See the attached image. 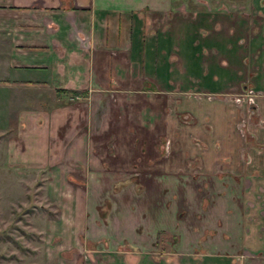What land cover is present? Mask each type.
<instances>
[{"label": "rangeland", "instance_id": "obj_1", "mask_svg": "<svg viewBox=\"0 0 264 264\" xmlns=\"http://www.w3.org/2000/svg\"><path fill=\"white\" fill-rule=\"evenodd\" d=\"M213 1L180 0L177 14L152 15L144 35L155 36L161 28H170L173 23L179 25L182 37L184 21L190 18L195 20L194 23L203 24L204 15L197 13L194 19L190 14L192 6L211 8ZM219 4L225 9L221 12L233 14L226 17L215 12L204 21L213 28L224 29L222 33L229 39V42L226 40L228 47L232 44L231 51L237 50L228 60L230 77L223 91L207 92L197 86L194 88L193 81L187 86L188 79L181 87L176 85L175 89L164 90L156 78L150 76L146 65L140 67L135 62L122 61L120 66H126V74L131 77L117 78L101 98L100 95H91L90 98L78 94L70 96L64 91L56 94L53 90L40 93L31 86L14 94L0 89V264H107L112 258L108 254L111 251L124 256L127 264H135L141 247L136 240H140V234L145 237L147 233L143 226L151 223L146 219L142 204L159 205L155 201L160 202L161 198H157L162 195L156 190L155 179L149 191H143L134 173L144 167L155 170L162 164L164 170L172 167L182 174L181 184H186V189H183L185 208L181 211L185 212L178 219L172 216L171 209L170 217L167 212L161 216L165 220V232H159L160 238L152 250L149 246L152 258L178 261L179 253L172 245L177 246L179 239L172 234L191 236L196 232V251L202 250L204 242L210 247H218L221 238L227 239L230 245H239L243 242L239 239L241 234L238 236L236 221L241 222V237L246 238L247 232L250 237L246 238L247 246L238 248L239 253L231 256L234 261L241 262L236 259H241L243 252L247 254L249 245L264 243V172L257 174L254 169L245 172L243 167L249 162L258 163L254 160L256 155L250 154L252 149L256 152L264 150V145L255 140L257 127L264 126V58L258 53L260 47L249 45L251 35L256 40L259 39L256 34L264 35V0H227ZM209 30H200V33L206 34ZM233 39L238 41L233 44ZM213 47L204 48L201 44L202 56L212 55L211 52L216 50ZM176 55L175 50L170 52V63L186 75L182 57ZM118 72L123 74L120 69ZM64 103H70L73 109L69 110L70 121H63L55 132L52 130L49 134V125L45 126L43 118H39L36 125L28 127L31 131L24 135L25 138L19 133L23 127L22 122L17 123V114L22 115L23 109L39 111L49 104L55 107ZM144 103L151 108L145 107ZM181 103L202 106L205 113L200 125L207 133L204 138L211 144L209 149L218 155L228 153L222 164L214 160L213 166L211 162L214 170L209 174L202 171L203 164L197 155L188 159L181 154L179 159L181 150L189 153L194 147V151L202 156L205 147L201 138L195 136L197 132L190 134L188 143L179 142L178 133L186 125L192 128L197 121L190 111L175 110ZM223 108L235 116L232 118L226 113L221 121L220 117L217 120V114H221L219 109ZM108 114L112 118L108 138L111 141L91 143L92 140H88L83 145L85 156L75 159L73 155L81 148V143L72 141L74 137L85 129L87 135L90 131L96 132L98 122L107 119ZM166 115L173 117L175 125L166 119ZM211 116L216 119L212 120ZM139 123L146 124L154 135L156 141L152 148L159 152L160 163L156 158H147L149 144L145 145L146 152L140 151L138 140L141 137L137 130L128 131ZM44 131L47 132L44 135L46 141L41 146L39 138ZM221 133L226 134L228 142ZM223 136L225 145L220 141ZM99 137L93 136L92 139ZM95 154L109 167L100 168ZM92 165L97 167L92 168ZM175 172L163 171L166 189L162 192L165 200L161 203L165 206L171 207L177 200L172 193L179 185V177L171 176ZM228 172L232 174L228 175ZM241 173L244 176L239 177ZM203 209L208 210L205 215L201 214ZM129 215L130 221H126ZM210 225L212 228L208 227ZM202 230L211 234L208 240L205 233L199 235ZM182 240L186 243L193 241Z\"/></svg>", "mask_w": 264, "mask_h": 264}, {"label": "crops", "instance_id": "obj_2", "mask_svg": "<svg viewBox=\"0 0 264 264\" xmlns=\"http://www.w3.org/2000/svg\"><path fill=\"white\" fill-rule=\"evenodd\" d=\"M221 2L226 3L227 0H214L213 3H210L211 8L194 4L192 6L193 11L190 14L194 15V19L197 13L204 15V18L201 20L203 24L194 23L195 20L189 18L184 21L186 25L182 30L183 35L181 37L179 25H173V23L170 28L167 27L165 28L166 30L161 28L157 31L158 33H154L155 36L153 34L144 35L147 21L152 15L177 14L180 0H0V89H7V91L13 94L20 92L19 90L24 87L30 88V86L32 89H37L40 93L53 90L56 94V88L86 89V92L77 94L89 98L91 95H100L99 98H101V95L108 92L107 90L110 86L113 87L117 78L125 79L131 77L126 74V66H120L119 63L122 61L130 64L135 62L140 67L146 65L150 76L156 78V81L164 90L175 89L176 85L181 87V85L185 84V80L188 79L186 85L190 84V81H193L194 85L192 86L194 88L197 86L205 89L207 92L223 91L226 89L228 77H230L228 76V60L232 53L237 50L231 51L232 44L228 47L229 39L222 33L224 29L213 28L210 24L207 25L208 22L204 21L215 12L219 14L223 13L226 17L233 14L221 12V10H225L220 6L219 3ZM206 29H210L209 32L211 34L208 31L206 34L200 33V30L206 31ZM214 32V37L217 36L216 38L212 35ZM256 35L259 39L256 40L255 36L252 37L251 35L249 37V45L252 48L260 47L258 53L264 58V48L261 47L262 45L264 46V37H260L264 35ZM199 37H201V41L200 39L197 40ZM236 41L238 40L234 41L233 39V44ZM201 44L204 45V48L209 47V49L215 46L216 50L211 52L212 55L202 56ZM174 50L177 55L182 57L186 75L174 69L170 63L168 56ZM229 51L231 54H229ZM119 69L123 71V74L118 72ZM144 104L145 107L151 108V105L148 103ZM90 106L91 103L89 104ZM201 107H198L196 104L181 103L180 107L175 108L177 112L190 111L197 120L194 122L196 124L192 128H189L190 125H186L184 126L185 129L181 133H178L180 137L179 142L188 143L190 134L194 135L197 132L198 134L195 136L201 138L200 140L203 145L205 144V147L202 149L204 152L202 156L197 151H194L193 147L191 148L193 150H190L189 153L187 150H181L179 159H181V154H185V158L188 159L197 155L201 164H203L202 171L209 174L211 173L210 171L214 170L212 169L214 166L213 161L219 160L220 164H222V161L228 157V153H220L218 155L209 149L211 144L204 138L207 133H204L200 125V120L205 113ZM74 108L76 109V107ZM85 109L89 110L87 105H85ZM69 110H73L70 103H64L55 107L49 104L43 109L40 108L39 111L34 110V108L23 109L22 115L17 114V123L22 122L21 126L23 127L19 130V133H23V138H25L24 135L31 131L28 130V127L36 125L39 118H43L45 126L49 125V134L50 131L52 133V130L55 132V129L62 125L63 121H70L68 119ZM219 111H221V114H217V120L220 117L221 121L224 116L226 117V113L229 115L227 108L219 109ZM167 115L166 119L172 125H175L174 120L171 119L173 117ZM229 116L233 118L235 115L232 116L230 114ZM210 118L212 120L216 119L213 116ZM111 121L112 118L108 114L107 119L103 122H98L96 132L90 131L89 135H87L86 129L79 132L78 137H74L75 140L72 141L81 143V148L76 151L73 157L75 159H82L85 156V146L83 147V145L88 140H92L90 141L91 143L95 141H104L105 143L111 141L108 139L112 130ZM178 124L179 126L183 125ZM153 126L154 124L150 127ZM135 130H137V133L140 134L139 137H141L138 140L141 144L140 151L142 153L146 152L145 145L146 143L149 144L150 152H148L147 158H156V162H158L159 157H157V154L159 152H154L152 148L156 140L153 139L154 135L151 134L149 127L146 124L139 123L133 125L128 131L132 133ZM189 130L191 133L188 132ZM262 133H264V126L257 127L255 140L264 145ZM221 134L225 136L228 142L226 134ZM44 135L46 136L47 132L40 133L39 143H41V146L42 142L46 141ZM93 136L100 137L92 139ZM224 136L220 138L223 145H225L223 141ZM187 147L190 148L192 146L187 145ZM256 151L252 149L250 154L256 155L254 160L258 163L253 161L249 162L250 164H243V167L246 168L245 172L248 169L250 171L252 169L256 170L257 174L264 172V150ZM107 155L115 154L111 153ZM95 158L101 166L100 168L106 169V167H109L107 163H103V159L98 155ZM211 162L213 166H211ZM94 167L97 166L92 165V168ZM171 169L169 170L166 167L164 170V164H162L159 168L157 166L155 170H148L144 167L134 173L137 175V182L143 191L147 190L146 192H148L153 179H155L156 190H159V194L162 195V197L160 195L157 196H160L157 199L161 198V201H155L159 205H156L158 207L153 209L154 211L152 208L156 206H149L146 203L142 204V210L146 214V219L151 223L143 226V230L147 233L145 237L143 234H140V240H136L141 243L139 244L141 247L139 251L140 255H138L135 264H264V243H255L253 246L249 245L247 254L243 252L241 254L242 258L236 259L241 262L234 261L231 258V256L239 253L238 248L247 246L248 242L246 238L250 237V232H245L246 238L241 237L243 236L241 222L238 221H236L235 226L239 229L237 230L238 236L241 234L239 239L243 242L239 245H230L227 239L220 237L221 241L218 247H210L204 242L202 250L196 251V232L191 236L185 233H182V235L172 234L173 237L178 236L177 239H179L177 246L172 245L173 250L179 253L177 262H171L169 259L163 257L155 259L149 255V246H152V250L156 246V241L160 238L161 234L159 232H165V220L161 216H164V213L167 212L170 217L169 209H171L172 216L178 219L185 212H182L181 209L184 210L185 208L183 189H186V184H181L182 181L180 179L182 174L175 172L177 171L175 168L171 167ZM163 171L165 173L168 171L175 172V175L171 174V176L179 177L178 188L172 192L176 195L175 198L177 200H175V203L173 202L174 204L171 207L161 203L165 200L162 192L166 189L164 188L166 177ZM243 174H239V177ZM174 183L176 182L174 181ZM152 189L151 187L150 190ZM206 211L208 210L203 209L201 214L205 215ZM93 212H96V210ZM130 218V215L126 216V221H130ZM202 227H204V224ZM208 227L212 228L211 225ZM203 230L202 232L200 231L199 235L205 233ZM205 234L208 240L211 234ZM129 236H132V234ZM183 238L193 241H187L186 243L185 240H182ZM144 243H147V245ZM108 254L112 258L107 264H127L125 257H122L119 253L111 251Z\"/></svg>", "mask_w": 264, "mask_h": 264}, {"label": "trees", "instance_id": "obj_3", "mask_svg": "<svg viewBox=\"0 0 264 264\" xmlns=\"http://www.w3.org/2000/svg\"><path fill=\"white\" fill-rule=\"evenodd\" d=\"M146 82H144L145 84ZM143 84V86H144ZM55 91H64L70 94V96L72 95H77V93H84L86 92V89H71V88H56Z\"/></svg>", "mask_w": 264, "mask_h": 264}]
</instances>
